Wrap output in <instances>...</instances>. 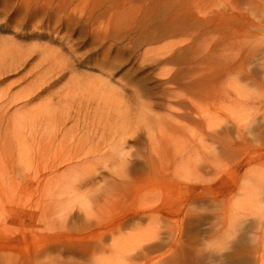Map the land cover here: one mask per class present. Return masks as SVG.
<instances>
[{
  "label": "rangeland",
  "instance_id": "374dc122",
  "mask_svg": "<svg viewBox=\"0 0 264 264\" xmlns=\"http://www.w3.org/2000/svg\"><path fill=\"white\" fill-rule=\"evenodd\" d=\"M4 56L15 64L0 75V91L9 87L16 93L35 71L36 81L43 76L44 95L75 92L86 99L94 92L95 100L109 107L123 102L133 111L138 105H151L159 116L167 108L187 117L192 110L189 120L182 119L192 128L190 120H197L194 104L208 99L225 119L227 141L236 146L242 141L235 123L228 120L244 124L259 118L249 122L247 144L264 125L262 108L260 114L245 110L243 120L232 114L234 105L264 103V0H0V57ZM140 138L128 141L130 152L146 149L145 134ZM239 151L225 155L223 172L215 179L213 170L203 173V184L223 176V185L215 189L221 191L220 199L208 192L192 203L201 217L190 215L179 222V246L143 248L148 226L158 227L159 236L168 240L166 220L132 219V194L113 200L104 218L128 213L115 264H264V183L250 189L246 164L233 163L242 160ZM26 166L21 165L25 174ZM4 170L0 168V264H103L77 255L85 248L78 240L86 223L82 213L75 209L67 220L77 232L59 236L68 226L22 213L38 212V194L21 173L11 182ZM145 175L135 173L138 189L159 186L155 179L140 180ZM231 175L236 182L226 184ZM244 185L252 191L247 196L240 193ZM229 186L234 189L230 193ZM177 226L172 227L175 232ZM105 238L111 244V236Z\"/></svg>",
  "mask_w": 264,
  "mask_h": 264
},
{
  "label": "bare ground",
  "instance_id": "6f19581e",
  "mask_svg": "<svg viewBox=\"0 0 264 264\" xmlns=\"http://www.w3.org/2000/svg\"><path fill=\"white\" fill-rule=\"evenodd\" d=\"M12 64H15L12 57H0V75ZM34 75L35 71L16 93L9 87L0 91V168L5 167L3 172L8 181L14 182L16 173H21L22 180L28 178L31 188L38 194L35 202L38 212L27 209L22 213L28 218L38 215L68 226L62 227L65 232L59 236L72 230L77 232L67 220L75 209L82 213L86 223L78 240L81 241L79 246L85 248L77 252L80 257L103 264L117 263L114 256L123 247L125 235L121 233V227L126 223L124 217L128 213L117 212L111 218H104V214L113 200L129 194L136 203L132 219L146 217L159 223L163 218L169 231L168 240H165L159 236L158 227L148 226L149 236L143 248L151 251L166 245H181L179 222L190 215L201 217L192 203L202 198L201 193L209 192L214 200L220 199L221 191L215 189L223 185V176L215 183L203 184V173L213 170L211 174L215 179L223 172L225 155L233 154L237 149L242 160L233 163L243 161L246 164L250 172L247 179L250 189L264 183V125L248 144L244 138L252 133L249 122H257L259 118L252 117L244 124L236 119L228 120L235 123V132L242 141L236 146L233 141H227L225 119L213 109L214 103L208 99L194 104L197 120H190L194 122L193 128L187 123L186 129L182 119L189 120L192 110L188 111L187 117L179 114V109L167 108L164 115L159 116L151 105H138L133 111L123 102H115L109 107L107 103L95 100L94 92L86 99L75 92L48 96L41 88L43 76L36 81ZM96 96L100 97L101 93ZM260 108L264 115V103L234 105L233 118L243 120L247 117L245 110L255 109L258 113ZM258 128H261L260 124H257ZM144 134L146 149L130 152L128 141H141ZM207 141L209 144H205ZM23 159L28 161L27 166ZM21 165L28 168L27 176ZM258 166L262 167L259 169ZM137 171L146 172L140 180L150 182L155 179L159 186L144 185L138 189L135 184L139 182L135 176ZM236 179L231 175L226 184H234ZM232 187L229 186L228 193L234 190ZM241 189L243 196L252 192L247 185ZM231 199L228 197V202ZM173 226H177L176 232ZM115 232L118 237L114 236ZM107 235L111 236V244L105 242ZM106 249H109L108 257Z\"/></svg>",
  "mask_w": 264,
  "mask_h": 264
}]
</instances>
